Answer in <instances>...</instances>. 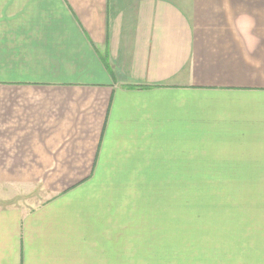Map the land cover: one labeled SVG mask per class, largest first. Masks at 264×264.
Segmentation results:
<instances>
[{"label": "crops", "instance_id": "obj_1", "mask_svg": "<svg viewBox=\"0 0 264 264\" xmlns=\"http://www.w3.org/2000/svg\"><path fill=\"white\" fill-rule=\"evenodd\" d=\"M191 181L234 194L190 264H264V0H0V264H130Z\"/></svg>", "mask_w": 264, "mask_h": 264}, {"label": "rangeland", "instance_id": "obj_2", "mask_svg": "<svg viewBox=\"0 0 264 264\" xmlns=\"http://www.w3.org/2000/svg\"><path fill=\"white\" fill-rule=\"evenodd\" d=\"M142 184L146 190H155L159 195L154 198L155 205L146 204L144 210L137 214L139 229L129 230L130 237L152 239L149 245L125 247L129 253L137 254V257L130 256V264H142L140 259L144 260V264H190V259L196 257L194 252L215 248L205 246L215 242L202 241L233 236L234 192L231 183L191 181ZM147 256L154 262L147 260Z\"/></svg>", "mask_w": 264, "mask_h": 264}]
</instances>
